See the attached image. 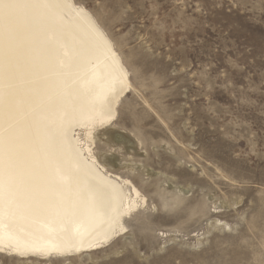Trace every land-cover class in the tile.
I'll return each mask as SVG.
<instances>
[{
    "label": "rangeland",
    "instance_id": "rangeland-1",
    "mask_svg": "<svg viewBox=\"0 0 264 264\" xmlns=\"http://www.w3.org/2000/svg\"><path fill=\"white\" fill-rule=\"evenodd\" d=\"M75 1L132 85L92 150L148 204L101 249L0 264H264V0Z\"/></svg>",
    "mask_w": 264,
    "mask_h": 264
},
{
    "label": "bare ground",
    "instance_id": "bare-ground-1",
    "mask_svg": "<svg viewBox=\"0 0 264 264\" xmlns=\"http://www.w3.org/2000/svg\"><path fill=\"white\" fill-rule=\"evenodd\" d=\"M129 74L75 0H0V254L101 249L148 204L92 150L131 92Z\"/></svg>",
    "mask_w": 264,
    "mask_h": 264
},
{
    "label": "snow or ice",
    "instance_id": "snow-or-ice-1",
    "mask_svg": "<svg viewBox=\"0 0 264 264\" xmlns=\"http://www.w3.org/2000/svg\"><path fill=\"white\" fill-rule=\"evenodd\" d=\"M12 2H15V0H12Z\"/></svg>",
    "mask_w": 264,
    "mask_h": 264
}]
</instances>
